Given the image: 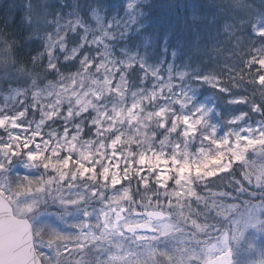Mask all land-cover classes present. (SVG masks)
I'll list each match as a JSON object with an SVG mask.
<instances>
[{"label":"rangeland","instance_id":"obj_1","mask_svg":"<svg viewBox=\"0 0 264 264\" xmlns=\"http://www.w3.org/2000/svg\"><path fill=\"white\" fill-rule=\"evenodd\" d=\"M148 1H91L84 19L32 9L48 61L80 66L15 84L1 53L0 195L31 222L43 264H264V123L178 64L169 35L147 28ZM136 177L158 190L143 216Z\"/></svg>","mask_w":264,"mask_h":264},{"label":"trees","instance_id":"obj_2","mask_svg":"<svg viewBox=\"0 0 264 264\" xmlns=\"http://www.w3.org/2000/svg\"><path fill=\"white\" fill-rule=\"evenodd\" d=\"M50 1L0 0V60L1 53H6L9 74L17 76L13 79L15 84H21L20 74L53 81L80 66L79 59L63 61L57 57L54 62L48 61L49 54L39 42V31L32 22V9L41 13L46 9L51 20L58 14H76L84 19L91 1L96 0ZM148 12L151 23L147 28L153 27L157 37L169 35L178 64L185 62L189 72L204 81H218L216 86L205 84L204 91H226V99L219 98L223 104L234 98L244 99L239 110L250 107L249 113L264 123V66L260 62L264 35L258 33L264 19V0H149ZM2 72L0 78L4 79ZM61 126L54 120L48 128L59 131ZM128 184L133 201H138V212H142L140 200L147 191L153 194V200L158 198L154 197L158 190H143L137 177ZM92 204H98L96 197ZM158 208L171 211L169 204Z\"/></svg>","mask_w":264,"mask_h":264},{"label":"water","instance_id":"obj_3","mask_svg":"<svg viewBox=\"0 0 264 264\" xmlns=\"http://www.w3.org/2000/svg\"><path fill=\"white\" fill-rule=\"evenodd\" d=\"M136 215H141L136 213ZM122 217L123 213L117 214ZM162 211H150L147 218L150 223L168 219ZM131 232L152 233L150 225L131 227ZM0 264H43L34 245V232L28 219L18 218L9 201L0 195ZM215 264H233L228 255Z\"/></svg>","mask_w":264,"mask_h":264}]
</instances>
